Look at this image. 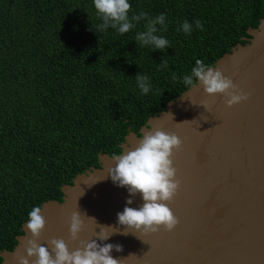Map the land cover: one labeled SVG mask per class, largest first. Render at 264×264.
Returning a JSON list of instances; mask_svg holds the SVG:
<instances>
[{
  "label": "trees",
  "instance_id": "1",
  "mask_svg": "<svg viewBox=\"0 0 264 264\" xmlns=\"http://www.w3.org/2000/svg\"><path fill=\"white\" fill-rule=\"evenodd\" d=\"M129 2L136 14L166 16L157 35L170 48L137 43L143 21L123 35L97 32L93 0H0V253L13 250L33 207L61 202L63 186L99 168L100 154L119 155L129 131L140 136L186 91L197 59L213 66L264 18V0ZM138 74L150 78L146 95Z\"/></svg>",
  "mask_w": 264,
  "mask_h": 264
},
{
  "label": "water",
  "instance_id": "2",
  "mask_svg": "<svg viewBox=\"0 0 264 264\" xmlns=\"http://www.w3.org/2000/svg\"><path fill=\"white\" fill-rule=\"evenodd\" d=\"M247 33L245 45L237 44L213 66L249 100L229 108L223 95L209 96L197 81L150 117L140 136L129 131L120 145V154L133 150L153 128L180 138L182 147L173 160L181 184L168 203L178 226L171 232L161 228L145 236L123 235L117 214L125 207L139 209L144 201L112 181L109 169L115 161L100 154L99 168H90L61 188V202L41 205L47 224L40 245L49 247L51 239H64L70 250L81 241L121 245L123 251L111 253L120 264H264V18ZM128 199L134 202L128 205ZM73 212H80L85 224L76 241L69 231ZM27 222L13 250L0 253V264H19L20 256L27 257ZM98 225L118 231L109 229L110 238L101 241Z\"/></svg>",
  "mask_w": 264,
  "mask_h": 264
},
{
  "label": "clouds",
  "instance_id": "3",
  "mask_svg": "<svg viewBox=\"0 0 264 264\" xmlns=\"http://www.w3.org/2000/svg\"><path fill=\"white\" fill-rule=\"evenodd\" d=\"M93 2L97 18L101 21L93 25L97 32H106L112 28L119 35H123L143 21L144 30L137 32L135 36L137 43L161 52L171 47L170 41L157 35L161 30H167V18L163 13L155 18L149 17L144 11L136 14L132 11L129 0H93ZM195 27L203 30V24L199 20L195 21ZM182 30L191 35L193 25L185 20ZM160 67L167 68V62L162 61ZM135 78L142 94H148L152 89L150 78L143 74H138ZM172 79L178 81L175 73ZM197 81L203 84L204 91L209 96L223 95L229 108L250 99V96L239 89L230 78L200 59L196 60L191 73L183 77V83L189 88L195 87ZM203 106L210 111V105L205 103ZM181 147L182 141L177 135L153 128L140 138L138 146L133 150L112 157L115 161V167L109 169L112 181L119 187L127 188L131 197L140 194L144 201L139 209L125 207L122 213L117 214L119 225L125 229L123 235L129 233L135 235L139 232L145 236L158 233L161 228L171 232L178 226L179 220L168 203L173 201L180 189L181 182L177 179L173 156ZM133 202V199L127 200L128 205ZM28 217L26 226L31 238L26 237L27 257L20 256L19 264H30V260L33 264H120L111 253L113 249L117 252L123 251L122 246L113 244L101 246L96 240L81 241L79 248L70 250L64 239H51L48 241L50 251L49 247L38 243L47 224L42 215V207H33ZM89 219L95 221L94 218L89 217ZM98 226L101 230L97 233V239L101 241L110 238L109 229H114L113 232L118 231L115 228ZM84 228L85 224L80 212H73L70 217V239L78 240Z\"/></svg>",
  "mask_w": 264,
  "mask_h": 264
}]
</instances>
